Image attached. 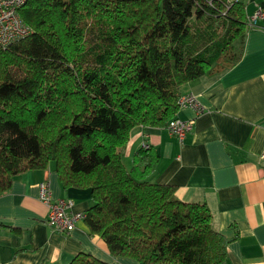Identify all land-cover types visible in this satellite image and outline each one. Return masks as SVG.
Masks as SVG:
<instances>
[{"label":"trees","instance_id":"16d2710c","mask_svg":"<svg viewBox=\"0 0 264 264\" xmlns=\"http://www.w3.org/2000/svg\"><path fill=\"white\" fill-rule=\"evenodd\" d=\"M30 33L0 46V194L53 164L63 187L90 189V235L139 264H220L230 239L205 203L143 180L122 162L130 131L166 128L180 87L232 68L252 28L239 0H26ZM134 168V167H133ZM19 232L17 229H11ZM68 264H108L86 252Z\"/></svg>","mask_w":264,"mask_h":264},{"label":"crops","instance_id":"0c3cea01","mask_svg":"<svg viewBox=\"0 0 264 264\" xmlns=\"http://www.w3.org/2000/svg\"><path fill=\"white\" fill-rule=\"evenodd\" d=\"M239 1L248 17L258 8L264 14V0ZM186 94L194 95L205 111L198 115L190 107L179 108L178 118L194 119L183 141L164 127H134L122 162L141 174L148 157L135 152L145 143L158 160L143 180L175 187L180 201L205 203L212 227L230 239L220 264H264V165L259 159L264 146V15L246 32L237 63L182 85L180 96ZM42 182L48 183L52 200L72 199L74 211L92 205L90 189L63 187L53 164L16 175L11 188L0 194V264H68L79 252L108 264H139L112 255L83 220L69 234L47 226L48 208L38 198Z\"/></svg>","mask_w":264,"mask_h":264},{"label":"built area","instance_id":"2783aa9c","mask_svg":"<svg viewBox=\"0 0 264 264\" xmlns=\"http://www.w3.org/2000/svg\"><path fill=\"white\" fill-rule=\"evenodd\" d=\"M26 0H0V46L3 48L15 43L19 39L28 35L31 31L19 16V9ZM263 12L258 8L252 16H250L249 24L253 27L257 20L263 16ZM179 107H190L196 114H201L205 108L198 99L192 94H186L178 97ZM194 124V119L182 120L177 116L173 117L167 124L166 128L180 142ZM147 148L146 144L142 145ZM259 159L264 165V146L259 155ZM39 200L48 208L45 223L47 226L60 233L69 234L76 227L78 221L84 220L85 213L74 211V202L70 198H58L52 200L47 182L39 184L38 192Z\"/></svg>","mask_w":264,"mask_h":264},{"label":"rangeland","instance_id":"374dc122","mask_svg":"<svg viewBox=\"0 0 264 264\" xmlns=\"http://www.w3.org/2000/svg\"><path fill=\"white\" fill-rule=\"evenodd\" d=\"M145 144V143H144ZM125 165H127V164H125Z\"/></svg>","mask_w":264,"mask_h":264}]
</instances>
